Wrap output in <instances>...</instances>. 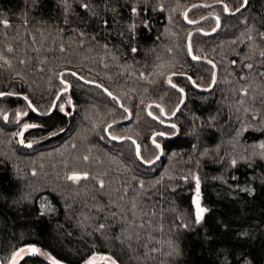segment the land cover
<instances>
[{"label":"trees","instance_id":"trees-1","mask_svg":"<svg viewBox=\"0 0 264 264\" xmlns=\"http://www.w3.org/2000/svg\"><path fill=\"white\" fill-rule=\"evenodd\" d=\"M0 93L3 264H264V0H0Z\"/></svg>","mask_w":264,"mask_h":264},{"label":"water","instance_id":"water-1","mask_svg":"<svg viewBox=\"0 0 264 264\" xmlns=\"http://www.w3.org/2000/svg\"><path fill=\"white\" fill-rule=\"evenodd\" d=\"M202 3H196V4H194V5H192L187 11H186V13H185V19L187 20V13L189 12V10L190 9H192L194 6H196V5H201ZM200 21H201V19L200 20H198V21H196V22H192V24H198V23H200ZM192 33H193V31L190 33V35H189V38H188V49H189V53H190V55H191V57L194 59V57H195V59L194 60H202V61H206V62H208V63H210L211 65H213V66H215V63L211 60V59H208V58H206V57H196V56H194L193 55V51H192V45H191V35H192ZM68 72H72L73 74H75V76H77L78 78H80L81 80H83L84 82H86L87 84H89V85H93V86H96V87H100V88H102L108 95H109V93H111V95H109L111 98H114V99H118L108 88H106V87H104L103 85H101L100 83H98V82H95V81H88V80H86V79H84V78H82L78 73H76L74 70H67ZM185 76V77H188V78H190L191 80H192V82H193V84L199 89V90H202V91H208V90H210V89H212L213 88V86L215 85V83H216V81H217V75H218V70H217V68L215 67V72H214V78H213V81H212V83H211V85L210 86H208V87H201V86H199L195 81H194V79L189 75V74H177V73H175V74H172V75H170L169 77H168V82H169V84H171L172 86H174V87H176L179 91H181L182 93H183V97H182V101H181V103H180V105L177 107V109L175 110V112L171 115V116H169V117H167V116H165V119L166 120H169V121H171L172 119H174L175 118V116L178 114V112L180 111V109L182 108V106L184 105V103H185V100H186V92L184 91V89H182V88H180L179 86H177L175 83H173L172 81H171V78L172 77H174V76ZM71 89V86L70 85H68V87L67 88H64L61 92H64V91H68V90H70ZM60 92V93H61ZM60 93L57 95V98L55 99V101H54V103H53V105H52V107H51V110L47 113V114H41L36 108H35V106L33 105V103L30 101V99H28L27 98V100H28V102H29V104L31 105L30 107L39 115V116H48V115H50L54 110H55V108H56V106H57V103H58V100H59V95H60ZM5 95H7V93H5ZM4 96V95H3ZM0 97H2V96H0ZM120 105H121V107H122V104H121V102H120ZM152 105V104H151ZM153 105H155L154 103H153ZM148 113L150 114V116H152L153 118H155L156 120H158V121H160V122H162V120L158 117V116H156V115H154V114H152V112L150 111V106L148 107ZM126 120H119V121H116V122H113V123H111V124H109L108 126H107V128H106V130L108 131L112 126H114V125H116V124H119V123H122V122H125ZM168 125H170V126H173L174 125V127L175 128H177V134H175V135H173V136H169V137H176L178 134H179V127H178V125H176L174 122H170V123H167ZM161 134V133H160ZM156 135H158V134H154L153 136H152V138H154ZM127 139H131V138H129V137H123V138H113V140H115V141H118V142H122V141H125V140H127ZM133 140V139H132ZM134 142H135V145H136V154H137V156H138V158L139 159H141V153H140V144L138 143V141H136V140H134ZM155 144H157V145H159V147H160V154L158 155V157H157V159H160L161 158V156H162V153H163V147H162V145L160 144V143H155ZM156 159V160H157ZM33 247V246H32ZM35 247V246H34Z\"/></svg>","mask_w":264,"mask_h":264},{"label":"snow or ice","instance_id":"snow-or-ice-1","mask_svg":"<svg viewBox=\"0 0 264 264\" xmlns=\"http://www.w3.org/2000/svg\"><path fill=\"white\" fill-rule=\"evenodd\" d=\"M248 3V0H243V4L246 5ZM243 6V5H242ZM84 7H87V5H84ZM225 10L227 11V8L225 7ZM237 11H239V9H237ZM4 23H7L6 21ZM133 51H135V49H133ZM195 59V57H194ZM75 75V74H73ZM182 91V90H181ZM5 95V93H0V96H3ZM109 95H111V93H109ZM25 99H27V97H25ZM31 106V105H29ZM61 111H63V108L61 107ZM5 119H7V117H5ZM26 128L27 127H35V125H26L25 126ZM174 127V125H173ZM161 135H163L161 133ZM115 139V137H114ZM157 147H159V145H157ZM69 179H72V180H78L80 179L79 176H71L69 177ZM195 205H196V209H197V212H196V217H197V223H199L203 217H204V213L207 211V209L205 208H202L200 206V201H199V182L197 181V199L195 201ZM30 253V254H36V253H39L40 250L36 247H28L27 249H24V248H21L19 249L18 251L14 252L13 253V256H12V261H11V264H17L18 262V259L19 258H22L21 254L22 253ZM49 259L51 260V264H61L60 261L52 258V257H49ZM97 257L93 256L92 258H90L88 261H87V264H96V261H97ZM100 260H105V261H108V260H111V264H116V261L115 260H112L111 257H108V256H101L99 257Z\"/></svg>","mask_w":264,"mask_h":264},{"label":"rangeland","instance_id":"rangeland-1","mask_svg":"<svg viewBox=\"0 0 264 264\" xmlns=\"http://www.w3.org/2000/svg\"><path fill=\"white\" fill-rule=\"evenodd\" d=\"M227 8V11H230L229 10V8H228V6L226 7ZM187 11V10H186ZM186 13V12H185ZM185 13H184V18H185ZM186 20V19H185ZM187 20H189L188 19V13H187ZM200 20V19H199ZM196 21H198V20H196ZM196 21H194V22H196ZM69 70H72V69H69ZM183 74H187V73H183ZM28 99H30V101L32 102V99L30 98V97H28ZM59 101V100H58ZM120 102H121V104H122V107H121V105H120ZM34 105V104H33ZM119 106L121 107V108H124V105H123V103H122V101L121 100H119ZM149 107V106H148ZM148 107H147V109H148ZM151 107V106H150ZM36 108V107H35ZM38 110V109H37ZM128 111V114H123L122 115V118H126V121H130L131 119L133 120L134 119V117H133V115L131 114V112L129 111V110H127ZM148 111V110H147ZM151 111V110H150ZM40 112V111H39ZM41 113V112H40ZM42 114V113H41ZM153 114V113H152ZM154 115H156V114H154ZM21 116H23V114L21 115ZM166 120V119H165ZM119 121V120H118ZM125 121V122H126ZM170 122H172V121H168V123H170ZM167 124V123H166ZM23 129L25 130V127L23 126ZM125 129L123 128L122 130H121V132L119 133V134H117V135H115L116 137L115 138H123V137H117V136H121L122 135V132L124 131ZM110 129L107 131L106 130V132H107V134H111L110 132ZM175 132L173 131L172 133H171V136H173V135H175V134H177V133H175ZM112 138H114V137H112ZM153 139V138H152ZM139 143V142H138ZM154 143H157V141H155L154 140ZM140 150H141V146H140ZM140 153H141V151H140ZM73 175H75V176H79V177H81V174H80V172H73V173H71V176H73ZM79 180V179H78ZM77 181V180H76ZM203 208V207H202ZM24 249H27L28 247H23ZM21 249V248H20ZM27 254H29V253H27V252H25V253H22L21 254V256H22V258L25 256V255H27ZM49 257H52V256H50V255H47V258H48V260L51 262V260L49 259ZM93 257V256H92ZM92 257H90V258H92ZM95 257H97L98 259H97V261H96V263L100 260L99 259V256H95ZM22 258H19L18 259V262L22 259ZM53 258V257H52ZM89 258V259H90ZM55 259V258H54ZM88 259V260H89ZM57 260V259H56ZM88 260H86L83 264H87V261ZM11 261H12V258L6 263V264H11ZM110 261V260H109ZM18 262H17V264H18ZM0 264H3L1 261H0ZM61 264H65V263H63V262H61Z\"/></svg>","mask_w":264,"mask_h":264}]
</instances>
